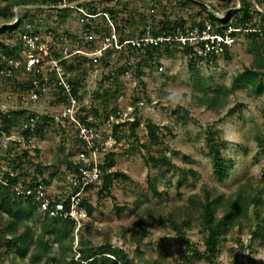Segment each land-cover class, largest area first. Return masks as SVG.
<instances>
[{
    "label": "rangeland",
    "instance_id": "374dc122",
    "mask_svg": "<svg viewBox=\"0 0 264 264\" xmlns=\"http://www.w3.org/2000/svg\"><path fill=\"white\" fill-rule=\"evenodd\" d=\"M248 1L252 2L251 12L264 11V0ZM21 2V0H3L0 3V12L6 9L8 12L17 10L23 18L28 14L27 8L29 7L21 6L23 5L20 4ZM33 2L35 1L28 0V3ZM85 2H93L100 10L105 8L120 10L117 15L119 26L127 21L129 15L132 16L136 13L135 20H138L142 19L145 12L148 13L144 0L120 1L125 5L127 2L130 4L125 13L121 11L119 0H85ZM160 2L169 18L185 22L192 21L200 15L207 16L206 8L223 14V17H227L231 10V8L224 7L223 0H195L184 5L183 0H160ZM241 5V0H230V6L234 9L241 8ZM37 13L38 17L31 18L32 15L25 17L27 22H34V20L42 21L41 24L53 22L56 23L55 27L59 31L70 32L74 35H81L86 27L91 26L82 21V16L77 10L71 9L66 17H61L54 11H46L44 14L40 11ZM199 13L201 14L199 15ZM41 14L42 16H40ZM258 18L259 15H255L254 19L259 20ZM4 22L5 20L0 15V27ZM93 24L100 27V31L105 30V21L99 17ZM136 26L135 21L130 26V31H136ZM141 29L143 28L140 27L139 30ZM0 37L11 42L14 39L8 38L6 32H1ZM234 38L230 59L221 56L210 66L202 64L197 69L190 68L189 58L182 49L163 51L157 56L154 63L143 68L145 73L143 80L146 82V88L140 84L134 66L141 55L136 54L133 59L127 60V54L123 58L110 54L109 58L103 59L93 66L92 63L83 62L88 70L84 78L85 81H83L84 86L79 92L82 104L88 108L86 111L88 116L101 121L105 116L104 109L111 110L119 102V105L127 112V119H129L120 126V129H117L118 132L124 131L126 138L117 139L114 145L118 157L117 165L112 170L125 172L130 179L114 180L111 195L102 192L99 185L89 190L87 199L96 208L89 217V221H92L93 224L91 233H84L88 240H91L90 244L93 246L103 244L109 235L113 244L132 253L135 244H122L118 231L122 225L129 227L130 231V226L137 222L135 211L133 212L129 208L135 209V205L139 201L143 202V206L176 204L186 201L191 193H202L205 184L228 195L247 177L258 178L261 175L264 168V152L258 145L257 134L264 129V114L262 112L264 93H255L251 85L245 87L243 84H234V77L246 67L251 66L255 58L253 41L246 33H240ZM257 42L264 45V37L258 38ZM119 69V72L126 71L119 73ZM116 75L118 79L112 80ZM104 88H109L111 92L119 90V93L116 97L111 96L108 100L95 98L94 92L96 90L102 92ZM215 94L218 103L214 107L210 108L201 102L202 98ZM118 98L120 99L118 100ZM148 98L151 101H148ZM91 107H94L95 110H92ZM18 109H28L29 114L36 112L54 118L57 115L56 107L50 105L46 100L21 102L17 86L13 83H5L0 79V111ZM184 109L185 111H183ZM232 109L234 111H231ZM175 110L180 114L175 115ZM133 122L137 123L135 129L131 128ZM150 123L156 127L157 139L151 137ZM205 126H218L223 130L222 139L228 145L224 154L236 161L230 176L223 182L213 174L205 135L202 133ZM45 132L43 137L35 136L29 141L24 138L22 127L13 128L9 134L3 132L0 134V160L6 164L11 159L20 157L24 173L27 172L25 176L27 178L40 174L36 169V164H42L44 172L41 175L53 188L61 184L67 175L65 158L70 160L75 158L77 147L74 145L71 130L69 133H65V139H63L62 131L56 123L49 126ZM130 146H133L132 152L126 156L125 150ZM36 148L39 149V152ZM26 150L29 152L27 156H25ZM164 153L172 158L175 168L156 167L154 164L147 163V158L150 155L159 156ZM184 170L187 171L186 181L178 186V181L184 176ZM189 170H193L195 174ZM149 177L157 178L160 195L151 191ZM116 204L128 205L129 208L119 214L115 208ZM31 222L34 224L36 232L40 233L39 220L33 219ZM189 235L194 242L199 244L200 249H204L202 235L197 228L190 230ZM167 236L162 230L151 229L150 235L141 242V250L145 257H158L160 264H208L206 260L200 259L186 262L181 258L182 247L176 242L167 241ZM51 238L53 239L54 236ZM242 239L245 241L248 236L243 235ZM235 244L236 242L230 238L224 243L219 256L220 264L233 263L232 247ZM254 246L256 251H254L253 257L255 260H264V246L260 244L259 240ZM54 248L58 253V244H54ZM6 262H8L7 258L5 261L3 260L4 264ZM24 262L34 264L30 263L28 257ZM39 264L52 263L43 260Z\"/></svg>",
    "mask_w": 264,
    "mask_h": 264
},
{
    "label": "trees",
    "instance_id": "16d2710c",
    "mask_svg": "<svg viewBox=\"0 0 264 264\" xmlns=\"http://www.w3.org/2000/svg\"><path fill=\"white\" fill-rule=\"evenodd\" d=\"M3 0H0V3ZM24 1V0H21ZM37 1V0H31ZM48 0H44V2ZM53 2H60L62 0H49ZM119 5L122 7V12L128 11L129 2H120ZM145 5L147 4V11L150 7V0H144ZM160 6V13L165 15V19H159L154 17L152 24L149 25L146 21V12L141 17L142 19L135 20L136 13L132 16L127 17V21L119 26L117 24L118 10L113 8H105L100 10L93 2H84L82 7L89 11L90 14L95 15L101 12H108L112 22L114 23L117 32L120 37L126 39L128 37L140 36L146 29L151 28L150 31L153 34H159L160 31L169 28L173 29L179 24H184V20H174L169 18L168 14L164 12V8L160 0H155ZM184 3H191L195 0H183ZM224 7L226 9L231 8L227 17L221 18L216 15L215 10L211 11L208 8L207 18L215 22L217 30L225 34V30L229 27L241 28L239 31H232L233 36H238L240 33H246L253 43V51L255 58L253 64L246 67L242 72L238 73L234 77V84L245 87L252 86L255 93H264V45L257 42L258 38L264 37V11L255 10L250 11L252 2L248 0H241V8L234 9L230 6V0H223ZM202 3V2H201ZM127 7V8H125ZM73 10V9H72ZM70 13L69 9H60L59 15L66 17ZM241 13V14H240ZM201 13H199L200 15ZM5 22L0 27V33L6 32L7 37L12 39L18 36L16 30L21 26L25 17L20 19L19 23L13 26L8 25L12 22L15 17V12H8L3 10L0 12ZM255 15H259V20L254 19ZM201 16V15H200ZM100 19L105 21V31L108 32L110 26L107 23L105 16L102 14L99 16ZM86 17L82 18V21ZM97 20V18H96ZM136 21V31H130V26ZM193 24H203L202 20L194 18ZM86 23V22H85ZM90 25V24H87ZM90 27V26H88ZM142 27L143 29L139 30ZM11 28V29H10ZM138 30V32H137ZM128 31V33H126ZM239 32V34H237ZM70 33V32H66ZM71 34V33H70ZM73 35V33H72ZM177 46H172L169 43H164L159 46H148L146 48L147 58H140L136 60L134 66L137 70V76L140 84L146 88V82L143 80L144 71L143 68L148 64H152L156 61L157 56L170 50H175ZM0 49L3 53L9 56L15 55L17 47L14 50H9L5 40L0 37ZM179 49V48H178ZM185 55L189 58V66L192 69H197L202 64L210 66L218 58L212 62L210 59L203 61L197 56L190 57L189 49H182ZM131 47H128V51L118 53L120 58L125 57L127 60H131ZM109 54L103 59H107ZM231 48L227 47L224 51L223 56L230 59ZM57 55V53H55ZM102 59V60H103ZM88 62L86 57L83 61ZM81 62V66L72 65L73 68H79L80 71L75 75L72 83L75 85L74 93L77 95L79 89L84 86V78L86 77L88 67L84 66ZM157 63V62H156ZM94 64H92L93 66ZM130 66L132 64H129ZM3 66L0 64V67ZM129 66V67H130ZM160 66V65H158ZM120 69L118 70V72ZM126 71V70H125ZM122 70L119 73H124ZM113 77V76H110ZM5 83H13L11 78H0ZM117 75L112 80L116 81ZM102 86V83H100ZM19 90V89H18ZM119 91V90H118ZM117 90L111 92L109 88H104L102 92L96 90L95 98H103L108 100L111 96L118 95ZM82 98V97H81ZM20 99V96H19ZM21 101V99H20ZM135 101L137 99L135 98ZM148 101H151L148 98ZM22 102V101H21ZM201 102L207 104L210 108L214 107L218 103L217 95L207 96L201 99ZM84 110H88L87 107H83ZM92 110L95 108L91 107ZM28 109L8 110L6 112L0 111V134L3 132L10 133L15 127H22L23 135L26 141L32 139V137L45 135L47 128L55 124V118L52 116H43L36 112L28 113ZM185 111V109L183 110ZM231 111H234L232 109ZM110 110L104 109V115H108ZM262 112L264 114V104ZM28 113V115H26ZM180 114L179 111L175 110V115ZM96 115V114H95ZM39 116L43 119V123L37 122L34 128L24 127L25 123L28 122L32 117ZM97 116V115H96ZM137 126L136 122L132 123V129ZM155 125L149 124L151 137L157 139L158 134L154 127ZM264 128V126H263ZM63 136L65 135V128L59 126ZM205 135L206 147L208 155L210 157L213 174L220 180L225 181L229 176L231 170L234 168L236 161L224 154V151L228 148L227 142L222 139L223 130L218 126H205L202 130ZM115 134L118 140L126 138L124 131L118 132L115 129ZM65 139V136L64 138ZM258 145L264 152V129L259 131L257 134ZM29 143V142H28ZM77 143L74 142V145ZM145 146H148L145 144ZM133 146L125 150V155L129 156L132 152ZM39 152V149H37ZM124 152V151H123ZM72 153V152H71ZM29 154L28 150L25 152V156ZM18 157V156H17ZM118 153L112 151L108 152L105 156L104 163L101 165L102 176L101 181L98 184H92L89 189L95 186H101L100 190L111 195V189L113 181L117 179L129 180L130 177L125 172L119 170H112L117 165ZM14 163L19 167H23L22 159L14 158ZM66 168L75 169V164L72 160L65 158ZM147 163L150 165L154 164L156 167H168L169 169L175 168V164L172 158L168 155L160 154L159 156L150 155L147 158ZM15 166V167H17ZM177 168V167H176ZM181 168V167H180ZM36 169L38 173L42 174L44 168L42 164L37 163ZM178 171V168H177ZM192 174H195L193 170H189ZM187 171H183V178L178 181V186H181L186 181ZM26 173H22V179L19 180L20 185H28L36 179L33 177L27 179ZM53 177V176H52ZM185 178V179H184ZM46 180V179H45ZM65 180V178L63 179ZM46 182H48L46 180ZM149 187L151 191L160 195L158 188L157 178H148ZM88 196L83 200V205L86 207L89 217L95 211V206L89 202ZM115 208L117 213H122L125 209H128V205L116 204ZM131 211H135L137 222H134L129 227L122 225L119 228L118 234L122 244H135V248L132 253L126 252L124 248L113 244L111 236L107 235L105 243L98 246H93L91 240H88L87 233H91L92 221L90 218L82 225L78 231V244L75 248V225L73 222L66 220H59L57 218L49 217L41 214L37 210V206L33 203L26 202L23 199H14L10 190H8L3 184L0 183V264H4L3 260L7 258L6 264H26L24 261L26 258H30V263L39 264L43 260L51 262L52 264H160L158 257H145L141 250V242L145 237L150 235L151 229H159L164 231L167 236V241L178 243L183 250L181 258L186 262H191L193 259L206 260L208 264H220L219 256L221 255L224 243L230 238L233 239L236 244L232 247L234 253V260L232 264H236L239 261V257L248 252L250 260H254V245L257 240L264 246V168L261 175L256 178L255 176H249L245 181L241 182L237 188L225 195L224 192L216 191L206 184L203 187V192L191 193L186 201H180L176 204L165 203L159 206H143V202L139 201L134 208H129ZM39 220L41 232L37 233L34 224L31 222ZM197 228L202 235V243L204 249L199 248V244L194 242L189 235V231ZM85 233V234H84ZM243 235L248 236L247 240H243ZM51 236H54L52 239ZM54 244H58L59 252L56 253ZM78 256V257H77ZM264 260L258 261L256 264H263Z\"/></svg>",
    "mask_w": 264,
    "mask_h": 264
},
{
    "label": "built area",
    "instance_id": "2783aa9c",
    "mask_svg": "<svg viewBox=\"0 0 264 264\" xmlns=\"http://www.w3.org/2000/svg\"><path fill=\"white\" fill-rule=\"evenodd\" d=\"M84 2L85 0L60 2L37 0L33 3H28V0L22 1L21 6L29 7L27 12L28 16L32 15L31 18L38 17L39 11L43 14L46 11L59 14L60 9H73L77 10L82 18L86 17L84 21L87 24L91 23V26L86 27L81 35H72L59 31L53 22L41 24L42 21L24 20L16 30L18 36L14 37L12 42L4 39L9 50L17 47L15 55L9 56L0 50V64L3 65L0 67V78L13 79L22 102L46 100L56 107V124L65 128L67 133L71 130L73 140L77 143L76 156L73 158L75 169L70 170L65 180L58 186L52 188L41 174H37L31 184L21 186L19 180L22 179L24 169L17 166L13 159L6 164L0 160V183L11 191L14 199H23L27 203L35 204L41 214L73 222L75 248L78 244V231L89 219L83 200L88 195L89 186L101 181V165L107 153L117 151L114 146L117 142L115 129H120V126L129 119L119 102L101 121L89 117L87 110L83 109L85 105L82 104L80 92L77 95L74 93L75 85L72 81L80 69H72V65L80 67L85 57L88 63L98 64L109 52L117 55L128 51V47H131L132 59L136 54L146 59L145 52L148 46L154 47L164 43L177 46L179 49L188 48L190 57L194 55L203 61L210 59L213 62L214 59L223 56L227 47L233 48L235 38L232 31L241 29L229 27L225 34H222L216 29L215 22L207 16H198L196 19L203 21L201 26L189 21L171 30L164 29L159 34H153L149 27L140 36L123 39L108 12L92 15L81 6ZM159 9V4L155 0H150V7L146 13L149 25L152 24L154 17L165 19V15L160 13ZM14 12L13 21L8 23L10 26L19 23L22 18L17 10ZM102 14L109 23L108 32L100 31V27L93 24ZM216 15L225 18L218 12ZM39 121L43 123L39 116L32 117L24 127L34 128ZM27 179L30 181L31 178ZM248 255V252H244L236 264H256L260 261L254 257L252 261Z\"/></svg>",
    "mask_w": 264,
    "mask_h": 264
},
{
    "label": "clouds",
    "instance_id": "9594fccd",
    "mask_svg": "<svg viewBox=\"0 0 264 264\" xmlns=\"http://www.w3.org/2000/svg\"><path fill=\"white\" fill-rule=\"evenodd\" d=\"M73 142H75L74 140H73ZM72 161L74 160L73 158L71 159ZM73 163H74V161H73ZM71 169H68V172L70 171ZM65 178H66V176H65Z\"/></svg>",
    "mask_w": 264,
    "mask_h": 264
}]
</instances>
